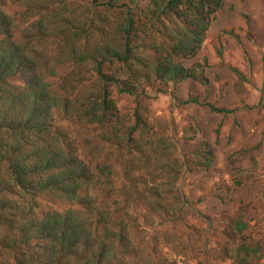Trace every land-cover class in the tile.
<instances>
[{
  "label": "trees",
  "instance_id": "trees-1",
  "mask_svg": "<svg viewBox=\"0 0 264 264\" xmlns=\"http://www.w3.org/2000/svg\"><path fill=\"white\" fill-rule=\"evenodd\" d=\"M9 5L17 9L7 11ZM223 6L224 0H0V264H169L154 246L146 256L139 251L132 237L139 219L124 218L118 199L158 206L174 221L192 210L179 196L169 213V200L164 207L163 197L153 203L139 195L138 183L146 181L139 173L167 154L149 139L143 102L153 90L170 93L180 107L235 112L169 90L186 80L208 88L204 66L186 61L199 54ZM116 93L135 98L131 122L118 110ZM66 121L94 132L83 136L66 129ZM83 141L90 159L78 155ZM212 161V151L199 148L193 159L170 165L165 194L173 192L180 169L206 171ZM115 167L124 197H105L109 204L90 197L100 185L107 196L115 192ZM44 199L65 209H41ZM230 224L223 249L237 246L239 264H256L262 240L248 234L241 216ZM196 228L188 225L183 234L192 240Z\"/></svg>",
  "mask_w": 264,
  "mask_h": 264
},
{
  "label": "rangeland",
  "instance_id": "rangeland-1",
  "mask_svg": "<svg viewBox=\"0 0 264 264\" xmlns=\"http://www.w3.org/2000/svg\"><path fill=\"white\" fill-rule=\"evenodd\" d=\"M15 9L14 5H9L6 10ZM193 63L204 66L208 88L186 80L178 86H170L169 90H175L183 99L198 94L217 107L235 112L223 115L203 106L180 107L170 93L156 94L149 90L151 98L143 102L144 116L153 128L149 139L160 143L163 148L158 150L168 156L161 160L155 157L147 172L139 173L146 181L138 183L143 191L139 193L141 197H150L153 203V197H163L158 203L164 207L169 200L172 208H165L169 213L177 210V196L187 200L192 210L188 208V212L183 213L184 220L174 221L176 218L171 215L158 212V206L153 210L143 201L136 207L122 205L118 199V207L124 218L139 219V227H136L139 232L132 237L144 256L154 246L155 255L165 257L169 264H239L243 254L237 246L223 249L228 246L223 231L229 228L230 221L241 216L248 225V234L264 244V0H224L199 54L186 61L187 66ZM233 68L238 69L242 77ZM116 105L121 115L131 122L135 98L116 93ZM75 122L74 126L68 121L62 125L66 129L73 126L83 136L89 129L94 132L93 127ZM199 148L212 151L211 169H180L173 192L165 194L170 165L180 166L186 155L193 159ZM78 155L90 159L91 147L81 142ZM115 155L121 164V156ZM165 162L169 163L166 168L158 167ZM114 170L115 192L107 196L108 188L105 190L100 185L98 190L90 188V197L108 204L105 197H124L119 192L121 169L115 167ZM49 202L41 200L40 208L65 209L61 205L53 207ZM194 210L198 216L193 215ZM188 225L197 227L198 233L192 240L183 234ZM256 264H264V254Z\"/></svg>",
  "mask_w": 264,
  "mask_h": 264
}]
</instances>
